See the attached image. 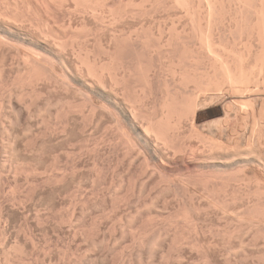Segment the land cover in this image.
Listing matches in <instances>:
<instances>
[{
    "label": "bare ground",
    "instance_id": "bare-ground-1",
    "mask_svg": "<svg viewBox=\"0 0 264 264\" xmlns=\"http://www.w3.org/2000/svg\"><path fill=\"white\" fill-rule=\"evenodd\" d=\"M0 1L4 4L0 7V83L8 78L4 79L7 71L16 72L15 81L6 82L12 88L18 81L25 88L19 90L21 94L14 89L21 98L12 108L18 114L12 119L11 112L9 125L14 128L22 122L21 135L26 138L38 129L34 136L42 139L44 148L67 142V149L62 146L68 150L85 142L78 153L74 148L65 150L68 157H83L99 147L98 141L92 148L89 142L93 131L106 124L116 130L111 139L105 132L115 150H122L124 157L134 149L139 153L135 158L141 160L138 176L143 177L137 182L136 172L129 168L126 174L121 172L119 182L109 180L107 187L116 201L137 210L121 221L128 233L120 225L123 238L128 234L123 242L129 240L134 246L126 245L131 252L122 257L124 264H236L237 251L246 257L254 241L264 243V0ZM173 9L181 11L179 21L186 20L181 29V22L170 24ZM77 18L80 25L75 24ZM130 21L140 23L126 27ZM50 92L60 95L50 97ZM47 93L43 104H37ZM15 141H7L4 148L6 162L14 164L16 173L24 169L39 187L48 181L63 188L68 177L56 166L58 152L49 157L53 166L58 161L53 169L51 160L45 171L26 169L21 161H30L27 154L32 145L22 155L23 144L16 149ZM63 152L60 149L62 156ZM38 153L43 156L44 150ZM113 172L115 178L121 176ZM34 182L28 184L37 189ZM136 189L139 194L132 199ZM238 238L248 242L239 239L236 245ZM102 240H94L92 247H99Z\"/></svg>",
    "mask_w": 264,
    "mask_h": 264
},
{
    "label": "rangeland",
    "instance_id": "rangeland-1",
    "mask_svg": "<svg viewBox=\"0 0 264 264\" xmlns=\"http://www.w3.org/2000/svg\"><path fill=\"white\" fill-rule=\"evenodd\" d=\"M112 1H116V0H112ZM110 3L111 2H109V5H110ZM2 6H4V4L2 5V1H0V7H2ZM180 12L181 11H179L178 9H176V10L173 9V10L170 11V24H171L172 20H174L177 25L179 24L178 22H181L180 25H179L180 27L178 26L179 28L176 25V27L178 29H181L182 28V25H184V23L186 22V20H184L185 18H182V19L180 18L181 21L178 20L179 17L181 16ZM80 21L81 20L77 18L75 20V24L80 25L81 24V23L79 24ZM128 23H130V24H128ZM128 23H127V26L126 27L138 26L140 22L139 21H133V22L130 21ZM92 25L94 26V24H92ZM226 37L228 39H230V34L229 33H226ZM237 41L239 43L238 44V47L241 49L243 47V45L240 42L241 41L240 38H238ZM0 61H1V59H0ZM7 62H9V61H7ZM1 64L2 63L0 62V69H1V66H2ZM7 72L9 73L10 71H7ZM7 72L5 73L4 79H6L7 76H8V78L5 80L4 83H0V85H1L0 88L3 87L2 84L5 86L6 85L5 83L11 82V81H13V79L15 81V78L16 77L14 78V76H16L15 75L16 72H11L12 74L9 73V75H11L12 77L11 76L9 77V75H8ZM13 74H14V76H13ZM16 82H17L16 84H18V85H16L15 83H13L12 84V86H13L12 88H10L11 83H7L6 86H8V84H9L8 88L7 87H3L2 90L0 89L1 91H3L2 93L0 91V93H1L0 94V104H1V106L3 105L2 106L3 109L0 106V111H1L0 112V158L3 159V160L0 159V169H1L0 170V173L3 171L2 172L3 174L2 173L0 174V176H1L0 177V209H1L0 210V213H1L0 218L2 219V220L0 219V236H1L0 237V244H1L0 245V264H3V263L4 264H8V263L9 264H11V263L12 264H87V263H84V262H88L89 264H93V262H94V264H100V263L101 264H121L122 261H123V259L124 258L126 259L127 255L129 254V251L131 252V249L129 250L128 248L133 247V249H134V246H131V243H130V241L128 239H127L128 240V244H126V245L129 246V244H130V247H128V248L126 247L125 243H127V241L123 242L124 241L123 239H125L126 237L128 238V234H126V236L123 238L124 233H126L125 231H127V233H128V228L125 227L126 229H124V225H125V222H126L125 217L129 216L130 213H131V215H135L137 213L136 212L137 210H136V208L134 206H130V205L124 204V202L119 203V201H116V199L114 198V194H112V192L109 189H108V193H107V187L109 188V185L111 184L112 181H115V184L117 182H119V181L116 182V179L117 180L120 179L122 177V175H123L122 173L124 171H125V174H126V171L128 172L129 168L131 170H133L134 173L136 172V174H135L136 181L139 180L140 177L141 178L143 177V176H138V173H139V175L140 174L142 175V172L140 170L141 168H139L140 167V162H139L140 159L135 158V157H137L136 154H139V153L136 151V149H134L137 153H134L135 152L134 150L130 151L131 153L128 151L127 152L128 155H125V157H124V154H123L122 150H120V149L115 150L114 149V145L112 143L110 144L109 140L111 139L112 136H114V134L116 133V130L115 129H111V128H108L107 129L106 124L100 125L101 127L99 126V127L96 128V130L93 131V134L94 135L92 136V138L93 137L94 138L91 140V142H89V145L93 142L90 145L91 148H92L93 147L92 145H94L98 141L99 142L98 143L99 144V147L96 148V151L92 148V152H90V154L88 153V155H86V156L84 155L83 157H78V156L75 157V155H73V156L71 155V157L70 156L68 157V156H66V153L65 152L66 151H71V149L74 148V150L76 151V153H78V152L81 151V147L86 145L85 142H84L85 145H84L83 142H80V141H79L80 143H76V144L74 143L75 146L73 148L71 147L68 150H66L69 147V145H68V147H66L67 144H68L67 142L57 144V146L54 145V147H53V145H50L49 144L48 145L49 148H47L48 147L47 145L45 146L46 148H44L42 145H40L42 143V141H41L42 139H40V138L37 139V136H34L35 134L38 133V129H36V128L34 129V127H36V124H38V123L40 124L42 122V120H43L42 116H40L42 120L40 118H37L36 120L38 121V123L35 121L36 122V123L34 122L35 123V126L32 125L34 131H33V134L31 135V137L33 136L34 137V140L31 137H29V138H26L24 136L22 137V135H21L22 134L21 132H22V129H23L22 128L23 127V125H22L23 123L22 122H21V124L18 123L19 126L16 125L17 122L16 123L14 122L15 125H16V127H15V125L13 124L14 125V128L11 126L12 124L9 125V122L14 118L13 116H15V114H16L15 113L16 112V109H15V112L13 113L14 110H12V108H13V106L15 108L17 107L16 105H18V101H20L19 98H21L20 94H21L22 90L25 89V88H22L21 89L20 86H22V85L19 84L18 81H16ZM16 87H17V89H16ZM5 88L6 89H9L10 88V89L8 91L7 90L4 91ZM14 89L18 93L20 92L19 90L21 89V92L18 95L20 97L17 96L18 93ZM10 90H11V93L14 94V95L11 94L12 95L11 97L9 96L10 93H8V92H10ZM15 93H16V95H15ZM48 93L46 95L44 94L43 96H46V97H43V99H42L43 101L40 99V101L37 102V104L42 105L43 102H44V99L47 98ZM52 94L50 92V97L53 96L54 98L56 96L58 97L60 95L59 93H54V92H52ZM56 94H58V95H56ZM2 95H3V98H2ZM9 97L11 98L10 100H9ZM15 97H18V99L17 98L15 99ZM6 98H8V99H6ZM8 100L10 101L9 102V106H8ZM16 100H18V101H16ZM41 102H42V104H41ZM10 104H12V107H10ZM7 107H10V109L7 108ZM35 107L33 109H35ZM11 112L13 114H11ZM10 114H11L12 119L9 117ZM44 116L45 115L43 114V117ZM4 118H8L9 121L7 122L8 119L6 120ZM3 123H5L4 126H3ZM43 125H41L42 128L39 127L42 131H43V129L46 128L45 127L46 125H44V126ZM103 125L106 128L103 127ZM16 128L19 129V130H17ZM14 129H15V131H14ZM105 129H106V131H105ZM101 131L103 132V135H101L102 134ZM1 132H3V134H1ZM16 132H18V134L20 133L21 136L20 135L18 136ZM105 132H108L109 133V134L108 133H106V134L110 137V139L105 134ZM15 135H16V138H15ZM6 136H8V139H7ZM9 137H10V140H9ZM105 137L106 138L108 137L107 138L108 140L106 139V141L109 142L108 146H110V145L112 146V147L110 146L112 149L109 147L110 153L107 152V151H109L108 148H107L108 147L107 146V143L108 142L107 143L104 142L105 141ZM13 138H14V141L15 140L17 141V139H18V141L21 142V143H19L18 141L17 142L15 141L16 142V146H15L16 149L19 148V150H20L21 149L20 146H21V144H23L22 145V149L23 150H20L21 151V152H19L20 154L23 155V152H25V150H26L27 151L26 153H29V151H30L29 154L32 155V157H31L29 154H27L28 155V158L30 160L29 162H32V160H33V163L24 162L23 160L21 161L22 164H26V165H23V167H25L26 169H28L27 167H29V169L31 167H33V168L35 167V168H38L40 171H45L46 168H49V165L48 164L50 163V160L52 159V158H49V157L52 156V157L55 158L57 156L56 159L57 160H60L59 161L60 162L59 163L60 165L57 164L58 161L54 160V158H53L54 163H55L54 166L57 164L56 166H57L58 169H61V168L63 170L66 169L65 171H63V170H59V171H62V173L64 172L65 176L68 177V179H65V181L67 180L68 183H67V181L64 182V183H62V185L63 184L65 185V186L64 185L61 186L63 188H60V184H59V187H58V186H54L52 183L46 181L50 185L52 184L51 186H53V187L50 186L51 189H53L54 187H56L53 191L58 192L57 194H53L54 192L52 190H50V187H49V184L48 183L44 182L43 183L44 185L41 184V183H39V185H40V187H39V186H37L38 182H36V181L34 182V180H33V177L34 176L33 175H32L33 176L32 177L31 175H28L27 172L24 173V169L22 171L19 170L18 171L19 174H18V172L16 173V171L14 170L15 167L13 168V166H12L14 164H11V163L9 164V161H8V163L6 162V160H8L7 157H6V155H7L6 154L7 153V149L6 148H8V146H7L8 144H6V143H7V141H8V143L11 140L13 141ZM23 138H24V140H22ZM30 138L32 140H30ZM28 141H30V143ZM26 142H27V144H26ZM17 144L19 145V147H18ZM30 144L32 145L31 149L28 146ZM13 145H15V143ZM38 145H40V146H38ZM62 145H64L66 149L63 148L64 146H62ZM100 145H103V146H100ZM4 146L6 148H4ZM23 146H24V148H23ZM50 146H52V147H50ZM55 146H56V148H55ZM37 147H39V148L37 149ZM40 147H42L44 149H42ZM57 148H59V149H57ZM77 148H78V150H77ZM27 149L28 150L30 149V150L28 151ZM40 149L41 150H44V155L45 156L44 155L42 156V155H40L38 153L39 151H41ZM53 149H56V150L53 151ZM60 149H61V151H64L63 154H65V155H63V156L61 155L62 153H60ZM121 149H122V146H121ZM132 149H133V147H132ZM31 150H32V152H31ZM37 150H38V152H37ZM103 151L106 152V153H104ZM118 151L120 152V154H119ZM45 152H46L47 155L45 154ZM48 152H50L49 155H48ZM53 152L54 153L56 152L55 155L57 154V152H58V154L55 156V155H53L54 154ZM19 153H17V154L20 155ZM59 153H60V155L62 157L59 156ZM111 153H112V155H111ZM25 154H24V156H25ZM91 154H93L94 156L93 155L91 156ZM37 155H39V156H37ZM108 156H110V157H108ZM123 157H124V159H123ZM132 157H134L135 159H133ZM8 158H9V156H8ZM77 158H78V161H77ZM120 158H121V160H119ZM132 160H134L135 162L132 161ZM38 161L40 162V164H38ZM114 162L115 163L116 162L117 163L119 162V163H118V165H116L117 163L115 164ZM130 162H131V164H129ZM52 163H53V161L51 160V163L50 164H52ZM30 164H33V165L30 166ZM132 164H134V165H132ZM9 165H11V166H9ZM54 166H53V164H52V167L50 165V167L52 169L54 168ZM58 166H60V167H58ZM137 167H138V169H137ZM10 168H13V169H10ZM43 168H45V170ZM72 168H74V169L76 168V169L74 170ZM115 168H117V170ZM67 169H68L69 173H67V175H66L65 172H67ZM111 169L115 170V172H118V174L122 172L120 174L121 176L119 178H118V176L115 178V176L117 175V173H114L113 172V174H112V171L113 170H111ZM9 171H11V172H9ZM49 172L51 173V170L48 171V173ZM106 172H107V174H106ZM70 173H72V175ZM73 173H74L75 176H73ZM4 174H6V175H4ZM25 174H27L26 175V179H25ZM43 174L45 175V173H43ZM125 174H124V176H125ZM69 175H71L72 177L69 176ZM112 175H113V177H111ZM30 178H31V180H30ZM42 178H44V177H41V179ZM111 178L112 179L114 178L115 180H112ZM41 179H39V180H41ZM28 180H29V182H31V181L34 182V184L36 185L35 187L33 186L34 188H37V187L38 188L37 189H32V187H31L32 183H30L31 185L29 186ZM70 180H71V182H69ZM93 181H95V182H93ZM65 183H67V185ZM79 183H81V184L79 185ZM92 183H93V185L94 184L95 185L92 186L91 185ZM46 184L48 185V187H47ZM73 184H75V185L73 186ZM15 188H16V190H15ZM31 189H32V191H31ZM56 189H57V191H56ZM138 190L139 189H136L134 191V193H131L132 194V199H134V198L136 199L135 196H138V194H139V191ZM109 191L111 192L112 195L107 196V195L110 194ZM14 192H16V193H14ZM133 194H135V195H133ZM109 197H111V198L113 197V200L110 199ZM52 198H53V200H52ZM116 202H118L121 205H119ZM113 204L114 205L117 204L116 207ZM124 205H126L127 207L124 206ZM128 206H130L129 207L130 209L128 208ZM131 207H132V209H131ZM89 209H90V211H89ZM134 209L136 210L135 212H134ZM122 213L127 214V215L122 216V215H124ZM80 217H82V218H80ZM76 218L78 219V221H76L77 220ZM83 218H84V220H83ZM81 219L83 220V222H82ZM94 220H96L97 222L95 221L96 223H94ZM122 220H125V222L123 221V227H122V224H121L122 223L121 222ZM120 225L123 228L124 233L122 232V229H121ZM2 227H3V229H2ZM107 227H109V228H107ZM76 229H79V230L76 231ZM4 235H5V237H2ZM81 235H82V237H81ZM103 237H104V239H103ZM3 238H4L5 241H3ZM102 239L104 240L103 244H101L97 248L94 247V246H93L94 248L92 247L94 240L100 241ZM239 239L241 240L243 238H238L237 241H236V245H238L239 242L241 243V241H245V242L247 241L248 242L247 238H244L245 240H241V241ZM262 242H263L262 239L258 240V242H257V240L253 242L255 244H252L253 246L252 245L251 246L254 247L255 249L254 248H250L249 254L247 255L249 257H247V256L244 257L242 253H239L237 251V254L238 255H236V258H238V259H235V260H238V262L237 261H234V263L236 262V264H259V262L262 261V263H260V264H264V261H263L264 258L263 259H262V257L259 258V254H263V252H262L263 250L262 249L264 248V243H262ZM115 243H116V245H115ZM257 243H259L260 245L257 244ZM113 244H114V246H112ZM262 244H263V246H261ZM258 245L261 246L262 248H260ZM10 246H13V247H10ZM14 246H15V249L17 247L18 250L12 249V248H14ZM9 248H11V250ZM90 248H92V249H90ZM122 248L123 249L125 248L123 250L124 252H122V250H121ZM126 248H127L128 252H125V251H127ZM96 249H98V250H96ZM111 249L113 251H110ZM91 250H93V251H91ZM238 250H239V248H238ZM253 250H254V252H253ZM255 250L256 251L258 250L259 253H257L258 251L256 252ZM239 251H241V249ZM6 252L8 254V258H7ZM9 252L10 253L12 252V253L10 254ZM107 252H109V253H107ZM116 252H117V254H114ZM119 252L121 253V255H120ZM93 253H95V254H93ZM122 253H124V254L122 255ZM125 253L126 254L128 253V254L125 255ZM250 253H252V254H250ZM16 254H18V255H16ZM112 254H113V256H112ZM239 254H241V255H239ZM9 256H11V257H9ZM253 256H255V257H253ZM122 257H123V259H122ZM250 257H252V258H250ZM91 259H92L93 262L90 261ZM119 259H121V260H119ZM242 259L243 260H245V259L247 260L248 259L249 261L248 260L247 261H242ZM252 259H254V260L252 261ZM7 261H10V262H7ZM99 261H100V263H98ZM135 262H136V260H134V263ZM124 263H125V261H123L122 264H124Z\"/></svg>",
    "mask_w": 264,
    "mask_h": 264
}]
</instances>
